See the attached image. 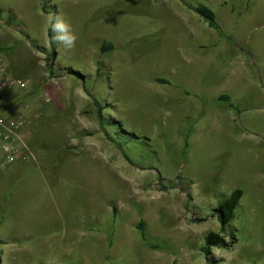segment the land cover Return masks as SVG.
<instances>
[{
	"label": "rangeland",
	"instance_id": "374dc122",
	"mask_svg": "<svg viewBox=\"0 0 264 264\" xmlns=\"http://www.w3.org/2000/svg\"><path fill=\"white\" fill-rule=\"evenodd\" d=\"M0 8V60L34 90L1 96L0 115L31 123L35 157L0 174V264H264V0ZM235 190L227 246L206 260Z\"/></svg>",
	"mask_w": 264,
	"mask_h": 264
},
{
	"label": "built area",
	"instance_id": "2783aa9c",
	"mask_svg": "<svg viewBox=\"0 0 264 264\" xmlns=\"http://www.w3.org/2000/svg\"><path fill=\"white\" fill-rule=\"evenodd\" d=\"M7 93L28 97L34 94V90L28 80L13 74L9 63L0 60V97ZM39 100L51 102L46 93L41 94ZM29 124L25 118L0 115V174L18 163L35 159L23 135Z\"/></svg>",
	"mask_w": 264,
	"mask_h": 264
},
{
	"label": "trees",
	"instance_id": "16d2710c",
	"mask_svg": "<svg viewBox=\"0 0 264 264\" xmlns=\"http://www.w3.org/2000/svg\"><path fill=\"white\" fill-rule=\"evenodd\" d=\"M189 10L197 13L203 20L204 22L209 26V28L216 30V31H220V27L217 23L216 20V15L214 14V12L212 10H210L209 8L205 7V6H198L195 8L192 7H187ZM2 15V10L0 8V16ZM17 21L16 17L11 15L8 19V24L12 25L13 23H15ZM52 30H49V37L52 38ZM113 45L111 44H105L102 47V52L103 53H108L110 51H112ZM4 49L0 47V53L3 52ZM48 54V53H47ZM50 55V54H48ZM54 55H51V57H47V59H51V61L53 62L54 59ZM53 64V63H52ZM52 64L49 66V70H50V74H53V69H52ZM52 66V67H51ZM71 74H76L79 75L78 72L73 71L72 69L68 70ZM158 83H165L163 80H158ZM221 101H226L229 103V99L222 97L220 99ZM230 107H232L230 105ZM102 110H99V117L100 119L102 118L101 115ZM100 125L101 128L104 132V134L106 135L107 139L113 143L114 145L117 146V148L122 150L121 145L115 140L114 137H112L108 132H107V126L104 124V121H100ZM244 197V192L241 190H235L227 199H225L224 201H221L218 205V208L214 210L213 213L216 214V218L218 219L219 223H220V234H209L206 238H205V243L203 245V247H201L200 252L206 257V260H210L213 258V250L217 249V250H223L224 248H226V243L225 240L227 239V228H229L231 226V224L236 220L237 217V209L240 206L241 201L243 200ZM142 227V225H141ZM141 230V228H140ZM209 262V261H208Z\"/></svg>",
	"mask_w": 264,
	"mask_h": 264
},
{
	"label": "clouds",
	"instance_id": "9594fccd",
	"mask_svg": "<svg viewBox=\"0 0 264 264\" xmlns=\"http://www.w3.org/2000/svg\"><path fill=\"white\" fill-rule=\"evenodd\" d=\"M64 27H65V26H64L63 24H60V23L56 24V28H58V29L63 30Z\"/></svg>",
	"mask_w": 264,
	"mask_h": 264
}]
</instances>
